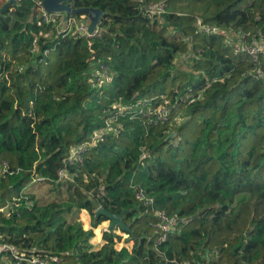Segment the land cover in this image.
Masks as SVG:
<instances>
[{"label": "trees", "instance_id": "trees-1", "mask_svg": "<svg viewBox=\"0 0 264 264\" xmlns=\"http://www.w3.org/2000/svg\"><path fill=\"white\" fill-rule=\"evenodd\" d=\"M42 1L0 10V245L24 255L4 253L0 264H264V57L235 55L197 28L264 40V0H74L105 14L92 40L56 38L40 24ZM160 3L164 14L147 11ZM93 60L114 74L108 87L82 75ZM139 100L168 102L166 121L113 108ZM106 122L120 133L71 164L72 148ZM37 178L54 200L25 191ZM99 207L125 213L130 231L105 230L95 249L94 229L108 221ZM157 212L178 224L166 242L153 234ZM117 232L133 245L118 249Z\"/></svg>", "mask_w": 264, "mask_h": 264}, {"label": "built area", "instance_id": "built-area-1", "mask_svg": "<svg viewBox=\"0 0 264 264\" xmlns=\"http://www.w3.org/2000/svg\"><path fill=\"white\" fill-rule=\"evenodd\" d=\"M39 6V19L40 24L45 23L53 27L56 38L61 36H72V37H83L88 40L98 39L102 36V31L100 29V24L96 27L93 32L89 31L90 28V19L86 15H68L66 13H48L45 11L42 2H37ZM147 11L151 15L160 16L166 12V5L160 3L157 5H151L147 8ZM197 28L200 32H205L211 35H221L223 36L224 43L227 47H231L235 55L239 53L246 52L250 56L251 60L254 63L259 64L261 58L264 57V40L253 39L252 41H247L242 34L233 33V32H224L218 27H210L204 25L201 20L197 24ZM52 35V34H51ZM48 35L47 38L51 37ZM37 54V51H33ZM50 51H45L42 55L43 58L40 59V63L44 62L45 57L49 55ZM90 74L89 83L94 84L97 88H105L112 84L114 79V74L109 71L106 65L102 64L100 61L93 60L89 63L88 68L85 72L82 73L83 76ZM168 102H165L164 105L157 108H151L149 103L146 100H139L134 104L122 105L115 104L113 108L122 113H127L131 116L137 114H145L150 117V122L155 124L158 122H164L169 116V108L166 106ZM122 125H114L113 122H106V125L97 130L91 142L78 145L72 148L69 162L71 164L83 161V154L91 149L93 146L98 144L104 139L107 135H117L120 133ZM64 173V172H62ZM63 176V175H62ZM43 179L37 178L33 180L30 184L35 185L42 182ZM137 198L144 203L145 206H150L153 203L152 199H148L143 191L138 193ZM7 210V209H6ZM5 210V211H6ZM157 218L159 219L158 223L153 227V234L158 238L160 242H166L168 235L173 232L176 228L177 221L173 217L167 216L163 212L156 213ZM4 253H11L18 261L23 260L24 255L20 254L17 249L9 245H0V255ZM207 258V256H204ZM29 264H59L60 260L58 258L51 259H41L33 257L28 259Z\"/></svg>", "mask_w": 264, "mask_h": 264}, {"label": "water", "instance_id": "water-1", "mask_svg": "<svg viewBox=\"0 0 264 264\" xmlns=\"http://www.w3.org/2000/svg\"><path fill=\"white\" fill-rule=\"evenodd\" d=\"M20 0H8L4 5L6 6L17 3ZM74 0H43L42 5L46 12L52 13H66L68 15H86L90 19V28L89 31L93 32L96 27L100 24L105 14L100 9L94 8H84V9H75L72 6ZM97 216H105L110 223V229L121 227L124 231H130V227L126 225L124 221L125 213L115 214L110 211L105 210L103 207H99L96 211Z\"/></svg>", "mask_w": 264, "mask_h": 264}, {"label": "rangeland", "instance_id": "rangeland-1", "mask_svg": "<svg viewBox=\"0 0 264 264\" xmlns=\"http://www.w3.org/2000/svg\"><path fill=\"white\" fill-rule=\"evenodd\" d=\"M8 2V0H0V10L3 9L4 5ZM180 64V69L183 72H188L190 71L189 63L181 62L179 61ZM51 186L50 185H31L27 186L26 190L28 193L35 195L36 197L43 198L47 201H52L56 198V194L54 191H51ZM246 198L245 195H240L237 197V201L244 200ZM81 219L83 220L84 227L85 229H90L91 228V216L87 211H83L81 213ZM110 227V223L107 221L100 225L98 228L94 229L95 231V238L92 240V244L95 249H99L104 245V240H103V234L105 230H108ZM117 234L123 239L119 242H117V248L121 249L123 247H131L133 243H125V240L128 239V236L117 232Z\"/></svg>", "mask_w": 264, "mask_h": 264}]
</instances>
